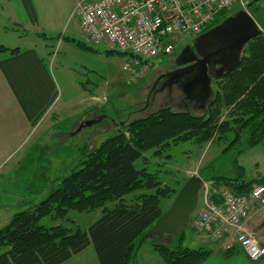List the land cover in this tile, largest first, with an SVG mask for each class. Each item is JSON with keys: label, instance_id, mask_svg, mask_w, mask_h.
Masks as SVG:
<instances>
[{"label": "trees", "instance_id": "obj_1", "mask_svg": "<svg viewBox=\"0 0 264 264\" xmlns=\"http://www.w3.org/2000/svg\"><path fill=\"white\" fill-rule=\"evenodd\" d=\"M248 4L261 33L243 49L234 69L212 80V97L201 113L163 107L123 124L115 135L86 153L57 188L40 202L13 214L0 228V248L8 249L0 254V264H63L87 247L93 249L98 264H137V254L146 243L163 264H201L210 256L209 250L184 247L183 228L170 244L154 241L153 237L138 247L140 239L163 214L160 201L170 199L175 192L162 187L157 177L145 169L137 170L134 164L147 151L157 156L171 144H206L230 135L220 157L235 155L227 159V174L221 173L222 164L218 168L208 166L198 176L216 190L225 187L237 194L248 192L254 184L244 180L243 168L236 160L241 153L264 144V0ZM227 15L222 14L212 27ZM112 52L116 51H108ZM4 53L9 56L0 60V71L34 128L57 98L54 82L33 50L21 52L0 46V54ZM137 192L147 193L126 204L124 198ZM110 203L115 204L107 208ZM98 209L101 215L86 231L40 224L47 217L64 220L71 211L88 213ZM234 253L224 252L223 256L229 258Z\"/></svg>", "mask_w": 264, "mask_h": 264}, {"label": "rangeland", "instance_id": "obj_2", "mask_svg": "<svg viewBox=\"0 0 264 264\" xmlns=\"http://www.w3.org/2000/svg\"><path fill=\"white\" fill-rule=\"evenodd\" d=\"M26 1L28 4L23 0H0V46L21 52L33 50L47 66L57 98L50 114L0 165V203L13 205L0 211V228L7 225L13 214L40 202L52 188H57L61 179L78 166L86 153L115 135L123 124L163 107L194 113L202 111L199 102L188 100V95L181 89V76L176 74L189 64L182 62L187 59L186 50H193L191 44L197 37L185 35L173 39V53L154 59L149 71L134 83L121 69L124 55L119 52L110 54L108 46H92L85 41L77 20L72 16L78 0ZM243 1L245 7L232 10L226 17L241 10L251 16L248 8L251 0ZM8 56V53L0 54V60ZM209 85L212 90V81ZM92 121H97L92 127L83 126ZM230 140L229 135L225 140L206 144L181 142L171 144L157 156L152 150L142 154L135 162V168L145 169L157 177L162 187L175 192L170 199L160 201L162 213L168 211L182 185L191 176H198L200 170L224 164L221 173L227 174L228 160L235 155L228 153L220 157ZM236 160L237 166L243 168L244 180L260 182L263 179L264 144L241 153ZM142 193L147 192L126 196L125 203H133L134 198ZM202 200L203 192L200 191L197 208L184 230L183 245L193 250H218L221 241L210 245L207 236L192 226V221L202 210ZM114 204H107V208ZM100 215V209L88 213L71 211L64 220L47 217L40 224L45 228L62 226L69 231L76 228L86 231ZM257 217L264 219L262 214ZM175 233L152 240L170 244ZM6 250L0 248V254ZM136 262L163 264L150 243L141 247Z\"/></svg>", "mask_w": 264, "mask_h": 264}, {"label": "built area", "instance_id": "obj_3", "mask_svg": "<svg viewBox=\"0 0 264 264\" xmlns=\"http://www.w3.org/2000/svg\"><path fill=\"white\" fill-rule=\"evenodd\" d=\"M243 0H78L72 16L92 46L106 45L125 56L121 67L131 82L140 81L151 62L174 51L173 39L198 37L222 14L243 8ZM202 210L192 221L222 251H240L250 261L264 257V243L242 227L250 214L264 215V182L237 194L203 183ZM232 233L233 242L227 240Z\"/></svg>", "mask_w": 264, "mask_h": 264}, {"label": "water", "instance_id": "obj_4", "mask_svg": "<svg viewBox=\"0 0 264 264\" xmlns=\"http://www.w3.org/2000/svg\"><path fill=\"white\" fill-rule=\"evenodd\" d=\"M260 33L261 29L254 19L248 12L241 10L197 37L191 44L193 50H186L191 58L182 62L189 63V66L179 70L191 71V78L181 77V89L188 95V100L199 102L198 107L203 109L212 97V90L209 88L211 81L234 69L243 49ZM216 66H219L217 70ZM96 122L92 121L83 126L88 127ZM202 186L203 181L199 176H191L177 192L168 211L140 239L138 247L146 239H163L179 229L187 228L197 208Z\"/></svg>", "mask_w": 264, "mask_h": 264}, {"label": "crops", "instance_id": "obj_5", "mask_svg": "<svg viewBox=\"0 0 264 264\" xmlns=\"http://www.w3.org/2000/svg\"><path fill=\"white\" fill-rule=\"evenodd\" d=\"M53 104L42 116L38 124L42 123L44 118L50 114ZM93 125L94 124L89 127H92ZM32 129L33 128L27 121L9 84L0 71V165H2V163L11 155L12 151L17 149L19 143L25 140L24 138L29 135ZM263 182L264 177L260 182L253 183L260 184ZM12 207V204L0 203V211L7 210ZM242 228L246 232L254 235L260 243H264V219L262 218L260 220L259 217L256 216L255 212L250 214L249 219L244 223ZM227 240L229 242L234 241L232 233L228 235ZM209 243L213 246V243L210 241ZM223 243L224 242L222 241L221 245H223ZM209 251L211 253L210 256L201 264H264V257L259 261L254 262L247 259V257L240 251H236L231 257L225 258L223 256L224 252L222 251V246H220L218 250L212 249ZM63 264H98V261L93 249L91 247H87L85 250Z\"/></svg>", "mask_w": 264, "mask_h": 264}, {"label": "flooded vegetation", "instance_id": "obj_6", "mask_svg": "<svg viewBox=\"0 0 264 264\" xmlns=\"http://www.w3.org/2000/svg\"><path fill=\"white\" fill-rule=\"evenodd\" d=\"M188 58H191V56H187V59ZM189 66V64L188 65H186L185 67H188ZM219 68V66H216V68H215V70H217ZM182 69V68H181ZM209 71H210V69H209ZM189 73H191V71L189 70H187V71H176V74L177 75H180L182 78H186V77H189V78H191V75H189ZM192 78H194V79H196V77H194V76H192Z\"/></svg>", "mask_w": 264, "mask_h": 264}]
</instances>
